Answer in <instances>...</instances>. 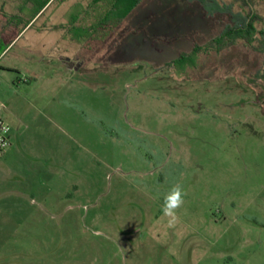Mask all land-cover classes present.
<instances>
[{
    "label": "rangeland",
    "instance_id": "rangeland-1",
    "mask_svg": "<svg viewBox=\"0 0 264 264\" xmlns=\"http://www.w3.org/2000/svg\"><path fill=\"white\" fill-rule=\"evenodd\" d=\"M44 1L0 0L15 28L43 6L0 56V264H264L260 37L218 44L194 0Z\"/></svg>",
    "mask_w": 264,
    "mask_h": 264
},
{
    "label": "trees",
    "instance_id": "trees-1",
    "mask_svg": "<svg viewBox=\"0 0 264 264\" xmlns=\"http://www.w3.org/2000/svg\"><path fill=\"white\" fill-rule=\"evenodd\" d=\"M48 1L49 0H45L43 5H45ZM90 1V8H92L95 3H98L101 0ZM130 1L132 2V6H135L140 0ZM194 1H198L203 6V8H207L208 13L221 14L228 19L227 23L222 26L219 36L216 37L217 39H215L218 44L222 40H226L227 42L224 44V46H229L232 45L236 40H241L246 45L252 46L253 42L256 40V35H258L260 37L261 51L264 52V29H257L255 26L256 23L261 20L255 7L256 0H237V2L240 3V10L236 12L233 11V5L231 3L226 4L223 2V0ZM42 7H40L39 11Z\"/></svg>",
    "mask_w": 264,
    "mask_h": 264
},
{
    "label": "clouds",
    "instance_id": "clouds-1",
    "mask_svg": "<svg viewBox=\"0 0 264 264\" xmlns=\"http://www.w3.org/2000/svg\"><path fill=\"white\" fill-rule=\"evenodd\" d=\"M187 193L183 190L181 184H174L170 191L163 196V205L161 212L165 217L169 218V225L172 226L177 219V210L184 204V196Z\"/></svg>",
    "mask_w": 264,
    "mask_h": 264
},
{
    "label": "crops",
    "instance_id": "crops-1",
    "mask_svg": "<svg viewBox=\"0 0 264 264\" xmlns=\"http://www.w3.org/2000/svg\"><path fill=\"white\" fill-rule=\"evenodd\" d=\"M50 1V0H49ZM48 1V2H49ZM47 2V3H48ZM40 11L38 10V9H36L35 10V12H34V15L31 17V19H29V21L26 23V24H24L22 27H18V28H15V23L13 22V19L14 18H9V19H7V20H5L4 19V21L2 20V21H0V39H1V37L3 36V33H8V43H3V46H4V48L0 51V56H1V54L3 53V51L7 48V46H9L16 38H18L21 34H22V32L27 28V26L29 25V23H30V21L33 19V18H35L37 15H38V13H39ZM6 25V26H5ZM4 27V28H3ZM62 59V58H61ZM64 60V59H63ZM70 62H72L71 64L73 65V63L74 62H76V64H77V61H70L69 60V63L68 64H70ZM62 64L63 65H68L67 63H66V61L65 62H62ZM78 65V64H77ZM72 67L70 66V69H71ZM11 145V144H10Z\"/></svg>",
    "mask_w": 264,
    "mask_h": 264
},
{
    "label": "built area",
    "instance_id": "built-area-1",
    "mask_svg": "<svg viewBox=\"0 0 264 264\" xmlns=\"http://www.w3.org/2000/svg\"><path fill=\"white\" fill-rule=\"evenodd\" d=\"M11 144V128L0 113V156Z\"/></svg>",
    "mask_w": 264,
    "mask_h": 264
},
{
    "label": "flooded vegetation",
    "instance_id": "flooded-vegetation-1",
    "mask_svg": "<svg viewBox=\"0 0 264 264\" xmlns=\"http://www.w3.org/2000/svg\"><path fill=\"white\" fill-rule=\"evenodd\" d=\"M65 61H66L67 64L69 63L68 60H64V61H62V62H65ZM71 63H72V62H70L69 65H70L72 68H77V67H78L77 64H76V62H74L73 65H72Z\"/></svg>",
    "mask_w": 264,
    "mask_h": 264
}]
</instances>
